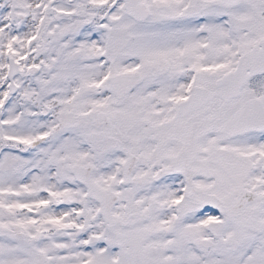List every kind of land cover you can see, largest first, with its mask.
I'll return each instance as SVG.
<instances>
[{
	"label": "snow or ice",
	"instance_id": "snow-or-ice-1",
	"mask_svg": "<svg viewBox=\"0 0 264 264\" xmlns=\"http://www.w3.org/2000/svg\"><path fill=\"white\" fill-rule=\"evenodd\" d=\"M0 264H264V0H0Z\"/></svg>",
	"mask_w": 264,
	"mask_h": 264
}]
</instances>
